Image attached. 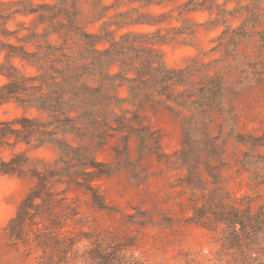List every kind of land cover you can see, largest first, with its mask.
I'll return each instance as SVG.
<instances>
[{
    "label": "clouds",
    "instance_id": "1",
    "mask_svg": "<svg viewBox=\"0 0 264 264\" xmlns=\"http://www.w3.org/2000/svg\"><path fill=\"white\" fill-rule=\"evenodd\" d=\"M0 264H264V0H0Z\"/></svg>",
    "mask_w": 264,
    "mask_h": 264
}]
</instances>
